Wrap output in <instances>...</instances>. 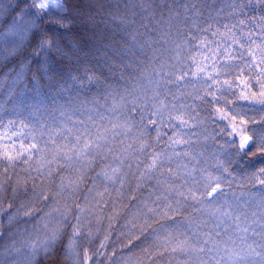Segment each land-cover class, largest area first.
Masks as SVG:
<instances>
[{
    "label": "snow or ice",
    "instance_id": "1",
    "mask_svg": "<svg viewBox=\"0 0 264 264\" xmlns=\"http://www.w3.org/2000/svg\"><path fill=\"white\" fill-rule=\"evenodd\" d=\"M93 7L0 0V192L12 188L0 210V264H103L94 260L99 250L85 248L81 260L78 243L94 238L85 225L91 216L99 223L109 207L110 229L128 209L129 253L135 239L147 242L150 260L264 264V0L169 7L159 39L129 30L127 5L108 21H98ZM22 164L28 175L12 183L8 173ZM238 179L251 186L239 196L229 191ZM252 206L259 211L249 222L243 209ZM21 216L36 222V239H16ZM121 260L137 264L134 254Z\"/></svg>",
    "mask_w": 264,
    "mask_h": 264
},
{
    "label": "trees",
    "instance_id": "2",
    "mask_svg": "<svg viewBox=\"0 0 264 264\" xmlns=\"http://www.w3.org/2000/svg\"><path fill=\"white\" fill-rule=\"evenodd\" d=\"M87 2L94 5V7L91 9L92 14L96 15V19L98 21H108L111 19L109 12L117 13L119 15H124V13L127 11L125 8V5H127L129 8H132V12L135 13V15H132V12L128 13V16L130 19L133 20V24L129 30L137 29L141 39H147L149 36L159 39L157 36V32L161 29L162 26L167 27L163 24L164 21H166L169 17V7L175 8L179 10L180 12L184 11L185 5H191L196 4L197 6L201 5H213L216 10H219L220 8H223L229 3V0H87ZM145 4H152L154 7L148 9L147 11L143 10L140 5L141 3ZM247 2V0H245ZM135 5L133 8L132 6ZM208 14V10L204 9L203 15L206 16ZM175 15V13H173ZM222 21H221V30L222 24L228 19V13L225 10L222 14ZM258 17V14H257ZM182 19V18H181ZM249 27L253 31H259V25L252 21L251 16L249 17ZM181 29L186 31L187 25H180ZM98 28L104 29V23H99ZM80 30V26H77V31ZM173 33L175 34V29H173ZM209 37H211V33L208 34ZM255 39H259V37H254ZM157 48L160 47V44L156 45ZM149 54L151 53V49H148ZM193 55H197L195 51L192 53ZM209 56H211V53H208ZM247 55V53H245ZM147 59V57H144ZM201 60H203V56L200 57ZM159 60H164L165 57L161 56L158 58ZM223 59V57H222ZM250 60V58H249ZM191 63V60L188 61ZM235 63H239V61H234ZM209 67H211V60L208 61ZM120 69H118L119 71ZM3 71H6L5 69H0V73ZM191 71H196L195 67L191 69ZM254 71V69H253ZM238 75V73L234 72L232 74V78H235ZM191 78V77H190ZM252 83H255V78L253 76ZM195 87H200L199 84H195ZM193 85L189 86V91L192 90ZM6 97H4L3 89L0 88V106L3 105V100ZM210 99V98H209ZM0 115H4L3 112H0ZM7 120H4V123H6ZM212 127H215L217 130H219L222 127V124H216L212 125ZM167 131V129H166ZM199 131V130H196ZM55 134V133H54ZM225 136L223 134L220 135V139L217 142L216 145H214L211 141H209L207 148L209 150V153L214 150L215 146H218L219 142H222ZM45 139H47V133L45 134ZM195 139V138H194ZM166 140V137H165ZM55 145L50 144L49 147H54ZM160 146H163V142ZM198 147H205V145L200 144ZM209 163H213L211 160V156H209ZM38 166L37 162H33L32 168L33 171L31 172V175L35 176L36 172L34 169ZM27 168V165H21L19 168L15 170H11L8 175L13 177L12 183H14L15 178L17 176H26L28 175V172L23 171V169ZM3 180V169L0 168V182ZM36 184H40L41 181L37 179L35 181ZM56 183H59V176L56 178ZM134 183V181H133ZM33 187V182L29 180L28 182V188L29 191H31ZM50 188H55V184L49 185ZM250 185H248L244 180L238 179L237 183L233 184L231 186V189L229 191H235L237 195L239 196L241 193H247L250 189ZM12 199V188L11 186H7V192H0V210L7 209L8 207V201ZM68 203H71V200L69 199L67 201ZM19 201H17V204ZM65 201L63 199L60 200L59 206L63 208ZM127 203V202H126ZM255 206L248 207L243 209L244 213L249 217V222L252 218L253 212H258L256 209H254ZM50 209H44V211H49ZM187 211H191L190 209ZM127 212L128 209H122L119 213V215L112 221L111 223V229L109 228V219L108 216L112 214V209L109 207L102 219L99 223H97V220L95 216H91V223L86 224L84 231L87 233L88 228L90 227L92 232L94 233V238L89 240L88 238H82L78 245L79 248L82 249V252L85 248H88L91 250V252L100 251L101 255L94 258V260L102 261L103 264H122V257H127L129 255L134 254L137 257V264H176L174 260L170 261L168 256H165L163 260L153 257L151 260L149 257L144 253L143 248L147 247V242L144 245H140L139 241H136L133 239L132 243L137 244L138 246L135 248H132V253H129V248H131V244L128 243V240L126 239V235L130 234L129 229L130 225L125 227V225L128 224L127 221ZM27 219L26 217L21 216L20 220L17 222V224L13 227L12 231L16 232L15 230H19L18 235L16 236V239H21L23 235H28L29 231L28 228L32 226L33 224H36V222H32L29 224H25L23 221ZM74 222V221H73ZM3 229L0 228V231ZM32 230V229H31ZM135 231V229L133 230ZM26 232V233H25ZM105 235L109 236L108 241L106 242V248L100 249V243L104 240ZM65 243H67V240H65ZM83 255V254H82ZM82 260V259H81ZM47 264H51V262H47ZM90 264H94L93 261H90Z\"/></svg>",
    "mask_w": 264,
    "mask_h": 264
},
{
    "label": "rangeland",
    "instance_id": "3",
    "mask_svg": "<svg viewBox=\"0 0 264 264\" xmlns=\"http://www.w3.org/2000/svg\"><path fill=\"white\" fill-rule=\"evenodd\" d=\"M254 209H256L257 211H259V209L258 208H254ZM53 215H55V213H53ZM41 228H42V225H41ZM32 229V230H31ZM16 231V233H18L19 232V230H15ZM26 231H29V234L28 235H23V237H29V236H31V238L32 239H36L37 238V236L38 235H40V233H38L37 231H36V224H33L32 226H30V228H28V230H26ZM26 233V232H25ZM17 240H20V239H17ZM3 244V242L2 241H0V245H2ZM78 247H79V245H78ZM79 250H80V258L81 259H83V252H82V249L81 248H79ZM62 264H71V261H62Z\"/></svg>",
    "mask_w": 264,
    "mask_h": 264
}]
</instances>
